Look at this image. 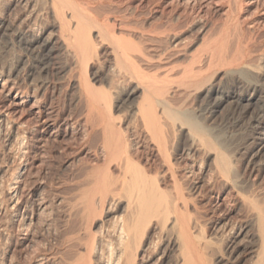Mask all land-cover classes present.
<instances>
[{
  "label": "bare ground",
  "instance_id": "6f19581e",
  "mask_svg": "<svg viewBox=\"0 0 264 264\" xmlns=\"http://www.w3.org/2000/svg\"><path fill=\"white\" fill-rule=\"evenodd\" d=\"M40 1L58 19L60 33L56 38L62 41L61 48L80 71L77 86L84 113L80 120L41 123L48 110L45 102L37 94L21 91L15 85L17 82L11 83L0 75L1 94L9 95L16 89L7 104H0V136L5 137L0 147V224L1 213L11 211V221L7 222L11 225L12 244L15 239L20 246H32L35 224L49 228L52 218L48 215L49 206L55 203L49 205L48 196L42 194L27 200L22 194L25 176L35 164L33 153L39 140L35 131L41 126L48 139H54L57 145L73 132L78 140L77 149L84 151L85 157H77L79 161L70 176L60 183L65 184L64 194L53 198L58 209L63 207L62 224L56 221L60 224L55 232L57 243L54 239V244L49 241V245L43 243L34 250L39 245L36 242L29 263L207 264L216 257H210L215 240L228 236V244L223 243L231 248L230 252L244 250L250 244V264H264V201L260 203L257 194L255 197L253 192L245 191L247 186L243 187L239 166L230 157L233 153L227 154L226 148L222 149L224 143L217 139L220 137L216 138L218 141L209 138L212 132L207 131L208 126L203 127L192 108L184 106L187 98L199 91L213 96L210 97L214 111L225 102H236L239 111L236 122L247 125L250 144L256 148L252 160L255 164H252L264 167L263 94L261 105L246 118L248 106L258 102L256 93H264V66L256 63L260 60L264 64V0H142L143 5L152 2V7L161 6L163 1L169 4L154 19L144 23L139 22L134 0ZM5 23L0 21V27L7 35L11 28ZM34 38L26 44H34L37 36ZM53 39H40V48L34 53V67L47 68L56 48ZM92 68L104 74L105 81L106 76L110 78L108 87L104 83V87H97L92 82L93 78H89ZM222 73L252 85L254 90L246 98V106L241 105L244 96L233 95V90L218 85L217 77ZM114 97L130 101L129 104L138 97L134 107L131 105L134 120H118L112 107ZM19 113L18 118L22 116L26 121L16 120L15 115ZM185 127H189L188 153L202 147L214 154L212 168L206 169L203 162L199 166L207 176L204 181L215 190L212 196L215 203L210 204L217 216L210 222L214 232H209L210 219L206 222L202 203L191 198L184 186L183 177L190 179L196 163L177 166L171 155V140L173 136L176 138L172 134ZM142 136L151 142L154 152L150 156L142 152ZM70 161L73 163L74 159ZM229 200L232 208L227 206ZM35 206L42 214L35 211ZM236 209L245 215V222L233 220ZM8 224L5 225L9 227Z\"/></svg>",
  "mask_w": 264,
  "mask_h": 264
},
{
  "label": "rangeland",
  "instance_id": "374dc122",
  "mask_svg": "<svg viewBox=\"0 0 264 264\" xmlns=\"http://www.w3.org/2000/svg\"><path fill=\"white\" fill-rule=\"evenodd\" d=\"M25 1H26V3H25ZM33 1L34 0H28V1L27 0H4V2H3V0L0 1V21H3L4 23L6 22L5 24H7V25L9 24L10 25L9 27L11 28V31L6 35L4 33L3 28L0 27L1 28L0 29V75L4 79L11 80V83L17 82V83H15V85L18 87L20 86L19 88H21V91H26V92L30 93L31 95L35 94V96L37 94L38 98H41V100H43L45 102V104L47 105V108L50 112L47 110V113H46L47 116L45 115V117L41 120V123L56 121V123L61 124V122L64 123L67 120L68 121L69 120L75 121L77 119H79V120L83 119V113H84V108H83L84 105L83 104L84 103L79 100V94H78L79 92H78V86H77V81L80 78V74H79L80 71H78V69L76 68L75 62L72 61L73 59H71L70 56H68L66 54V52L61 48L62 41L58 42L57 38H58V35L60 33V26H59L60 24L58 23V19H56V17L50 12V10L47 8V6L44 5V3L42 4L40 0H35L36 3ZM141 1L142 0H134L133 1V6L136 5V7L138 9L137 11H139L138 12V14H139L138 19H140L139 20L140 23L149 22V20L151 21L152 19H154V17L156 15H159L163 10H165L166 8L169 7V4L168 5L166 4L167 1L166 2L163 1L164 3L162 2L161 6H157V7L155 4L152 7V4H153L152 2L145 3L143 5V4H141ZM37 2L39 4L41 3V5L39 6V4ZM27 3H29L30 5ZM31 3H32V5H31ZM34 3H35V7H33ZM137 4H139V5H137ZM145 5H147V6H145ZM162 5H163V7H162ZM136 7H134V9ZM142 7L144 9H142ZM34 8H36V9H34ZM44 9H46V10H44ZM123 10L126 11V6L125 7L123 6ZM54 18L56 20H54ZM19 31H21V32H19ZM22 32L25 36L22 34ZM33 33H34V35H33ZM26 35L29 38H27ZM49 35H51V36H49ZM36 36H37V38H36V42L34 44H32L30 46L26 44L27 40H31ZM47 37L54 38L53 39L54 42L56 40L55 43L53 42L54 48L55 47L56 48L53 51V54L49 60L50 62L48 63L47 68L45 70H41L40 68H36L33 66V61H34L33 58H34V53H36L39 50L38 48H40L39 47L40 43H41L40 39H46ZM38 40L40 42H38ZM58 43H59V46L57 45ZM61 49H62V51H61ZM256 63L264 66V64L262 62H260V60H258V61L256 60ZM91 76H93V77H91ZM219 76H218L219 78L217 77V80L219 81V82L217 81L218 85L220 86V84H221V86H223V88H224V86H226L225 87L226 90H231V91L233 90L232 91L233 95H238V94L240 95L241 94L242 96H244L245 98L243 100H241V102L243 103V104L241 103V105L246 106V104H247L246 98L250 97V93L253 92V90H254L252 85L246 83L242 79L235 80L233 78L225 77V75H223V73L220 74ZM14 77H15L16 81H13V80H15ZM221 77H223V79ZM89 78L94 79V80L92 79V82L97 87H99V86L104 87V85L106 87L109 86L107 84H109L108 79H110V78H108V76H106V81H105V79H104L105 75L100 73L97 70V68H92L89 71ZM107 80H108V82H107ZM241 81H243V83H242L243 85L241 84ZM237 82H239V83H237ZM102 83H104V85H102ZM230 87H232V88H230ZM22 88H23V90H22ZM25 89H27V90H25ZM15 90H13L9 95H7L6 93H2V94L0 93V104L1 105L3 103L7 104L10 96H12V94L15 93ZM29 90H30V92H29ZM196 94H198V96H196ZM262 94L264 95V93H261V95H259V92L256 93V95H257L256 101H258V102H254L253 104L248 106L249 111H247L248 113L246 112V118H248L249 114L250 115L253 114L255 112V110L258 109V107L261 105V101L263 100ZM208 95L209 94H206L205 91H201V92L199 91V93L197 92V93L191 95L192 98L194 99V101L191 98V96L189 98H187V100L185 99L187 101V103L185 101L184 106L187 108H189V106H190V108H189L190 110L192 108V110H193L192 113L194 114L197 121L198 120L200 121V124L203 127L208 126V129H210V130H207V128H206V130L209 132H212L211 134L209 133V138H211L212 140H216V141H218L217 139H219V141H222L224 143L223 144L224 146L222 145V142H220V143L217 142L218 146H220V145L223 146L222 147L223 150H224V148H226L224 151L227 154H229L231 152L230 153V155H231L233 153L231 156L230 155L229 156L232 158L233 163L235 165L239 166V168H237V169L239 170L240 175L242 176V183H244L243 187L245 184H246L245 186H247V189H246V187H244L245 191L248 190V192H247L248 194L253 192L252 194L255 197L257 194L256 198L259 199V197H260L261 199H259V200L261 202L260 201L259 202L262 203V201H264V186H263L264 185V167H259L258 165H253L255 163H253L254 161L252 162V160L255 157L256 148L252 147L250 144V142H251L249 140L250 132H249V129H247V125L244 122H239V123L236 122V119L239 115L237 113L239 111L236 110L237 109L236 108L237 103L231 102L232 103L231 104V103L225 102L223 105L216 108V111H214L215 108H213L214 107L213 106V99H212L213 96H211V95L208 96ZM195 97L197 100L195 99ZM135 99H138V97ZM135 99L131 102V104H129L130 101L127 102L125 100H122L121 97L120 98H118V97L113 98L114 101L112 100L113 101L112 107H113V110L115 109L114 113L116 114V117L118 116V118H119V119L117 118L118 120L122 121V119H123L124 122L132 121L131 119L134 120V118H133L134 115H132V113L134 110V108H133L134 103L133 102H135V103L137 102V100H135ZM122 101H125V103L123 102V104H122ZM188 101L190 103H188ZM117 102H118V104H117ZM20 115H21L20 113L15 115L17 121H20L21 119H23L22 116H21V119L18 118V117H20ZM196 115L198 118L196 117ZM47 117H50V118H47ZM56 119H58V120H56ZM23 120L26 121V119H23ZM42 128L43 127L40 126L38 128L39 130L35 131V132L39 133V134L37 133L38 138H39V140H38L39 143L37 142L36 149L33 153V158H34L33 160L35 162V164L33 166L34 169L32 167L30 169V171H28L26 176H25V179H24L25 183L23 184V187H22V189H23L22 194H24L23 196L27 200L31 199L32 197L33 198L34 197L35 198L40 197L43 194L42 196H44V195L48 196V201L50 200L49 205L55 203L52 206H49L51 211L49 209L48 215L49 214H51V215H49L50 217L49 216L48 217L49 218L52 217L50 219V225L48 228V226L41 225V223H36L37 225L35 224V226L33 228V237L35 238L34 239L35 244H33L32 246H31V244H30V246H26V245L20 246V245H18V243L16 244L15 239L13 240V244H12V242H11L12 241L11 240V225H10V222H7V220L11 221V218H10L11 217V214H10L11 211L6 212L7 214L2 212L1 213L2 224H0V230H1L0 231V264H31V263H29V260H30V255L32 254L31 253L32 251L34 252V250H37L38 248H40L41 245H44V244L49 245V241H51L50 244H54L55 242L57 243V239L55 237L56 236L55 232H56V228L58 229V227H59L58 225L62 224L60 222L62 219L61 217L63 215V207L59 206L60 209H58V205L55 202V199L58 197V195H60V193L64 194V192H62V190L63 191L65 190L64 189L65 184L62 185L60 183H62V180H64L65 177L67 178L70 176L69 174H71L72 169L75 168L74 164H76L79 161L77 157H79L80 159L85 157V152L77 149L78 146L76 144H77L78 140L73 135L74 134L73 132L71 133L72 135L69 134L68 137H66L64 140L61 141V143H60L61 145L60 144L57 145V143L54 141V139H48V137L46 136V134L44 133ZM188 128L189 127H185V128H183V130H182V128H178L179 130L181 129L182 131L181 130L179 131L178 129H176L175 132L177 134L173 132L172 135H176V138H175V136H173L174 138L172 137V140H171L170 147L172 146V149L174 150V151L171 150V155H172L173 161L175 163L177 162L176 163L177 166L181 165V167H182V166H184L183 165L184 163H188V164L192 163V162L196 163V165L194 164L195 167L193 165V167H194L193 173H192V176L190 177V179L187 177H183L184 186L186 187L187 190L185 189V187H184V189L186 190L187 193H191V194H189V196L191 198L194 197L195 199L194 198L193 199L196 200L197 202L200 200L199 203L201 202L202 203L201 205L202 206L204 205L203 206L204 208L200 205L202 208L201 209L202 214L204 212L203 216H205L206 222H207V219L211 220V221L209 220L208 221L209 223H207V224H209L208 225L210 228L209 232H214L213 224H211V223H213V221H215L216 217H217V216H215V213L212 212L215 210L213 207L215 202H213L214 199L212 198V196L215 193L214 192L215 190L212 189L211 184L209 185L208 182H207L208 184H206V181H207L206 177L207 176L205 174L203 175V171L199 170V166H200L201 162H203V166H205L206 169H208V167L212 168V166H213L212 160L214 158V154H210L209 150H206L208 148H202V147L196 148L195 150H192L191 153H188L189 150L187 149V147L190 146V140H189L190 138H189V134H188ZM213 131H214V133H213ZM217 137H220L221 140H220V138H217ZM4 141H5L4 135L0 136V147H2L4 145ZM173 141L175 144L173 143ZM140 144L142 147L141 149H143L142 152L144 153V155L148 154V156H150L154 152L152 145H151V142L149 141L148 138H146V136L141 137ZM172 144H174V146ZM148 148H150V149L148 150ZM200 148L203 150H200ZM44 150L46 152H44ZM204 150L206 151V153ZM263 153H264V151H263ZM187 156H189V157H187ZM70 159H74V162L71 163ZM183 159H185V161L182 162ZM263 159H264V157H263ZM249 161H250V163H249ZM256 161L258 163L260 161V159L258 158ZM204 163H205V165H204ZM72 164L74 166H72ZM248 164H250V165H248ZM247 165H248V167H247ZM253 167H256L255 170ZM258 167H259V169H258ZM248 168H250V169H248ZM200 175H201V177H200ZM192 177L195 181L192 179ZM196 177H197V179H196ZM255 177H256V179H255ZM205 179H206V181H204ZM196 180H199V181L196 182ZM253 180H254V182H252ZM193 181H194V183H192ZM51 183H53V184H51ZM185 184L188 186V188ZM194 184L196 186H199L198 189L197 190L196 189L190 190L193 186H195ZM197 184H199V185H197ZM203 184H205L204 186L207 185L206 186L207 188L204 187ZM58 186H60V187H58ZM56 188H57V190H56ZM208 189L210 191H208ZM47 191L49 192L48 194H47ZM199 192H201V193L199 194ZM36 193H37V195H36ZM54 197H55V199L53 201ZM201 198H203V200ZM212 203H213V205H210ZM227 203H228L227 206L232 208V204H233L232 201L229 200V202L227 201ZM34 209L37 213H39L41 211L40 214H42V210L39 209L38 206H35ZM238 210L239 209H236L232 213L233 220L235 218V220L240 219V220H243L245 222V219H246V217H244L245 215H243L241 213V211L240 210L238 211ZM57 212H58V214H57ZM213 213H214V215H213ZM43 214H44V211H43ZM57 215L58 216L60 215V217H58ZM3 217H4V219H3ZM57 217L60 219H57ZM8 218H10V219H8ZM211 218L214 220H212ZM2 219L4 222L6 221V223H9L8 224L9 227H7V225H5L6 223L3 224ZM56 221H58L60 224ZM1 225L5 226V227H2ZM54 225H55V229H54ZM210 225H212V226H210ZM4 228H6V229H4ZM248 229H249V231L252 232L251 227H248ZM48 231H50V232H48ZM50 233H52V234H50ZM223 235H226V234H223ZM226 237H228V236H222V237L220 236V237H218L220 239L217 238V240H215L216 244H213V248L211 247L212 249L210 250V254H211V252H212V254L210 255V257L212 255L214 257L215 256L216 257L213 258V256H212L211 257V258H213L212 261H210L211 259L208 257V260L210 259L208 263L211 262V264H250V249H249L250 244L248 245L249 247L245 248L244 250L242 248L239 249L241 252L240 251L230 252L231 248L228 249L227 244L229 241H228V238H226ZM54 239H55V242H54ZM46 240H47V242H46ZM36 242H38L39 245H37ZM219 242H221V243H219ZM223 242L227 243V244H224ZM35 245H37L38 247ZM43 247L44 246H42V248ZM220 248H222V249H220ZM213 249H214V254L216 253L215 255L213 254ZM248 252H249V254H248ZM217 253H218V255H217ZM11 255H12V257H14L13 259H11L12 258ZM226 256H228V258ZM218 261H219V263H216ZM155 264H161V263L159 262V263H155Z\"/></svg>",
  "mask_w": 264,
  "mask_h": 264
}]
</instances>
